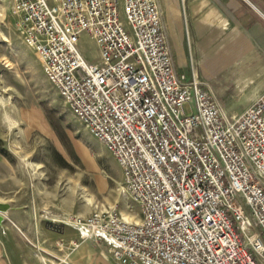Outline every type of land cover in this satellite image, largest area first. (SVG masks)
<instances>
[{
    "label": "built area",
    "instance_id": "obj_1",
    "mask_svg": "<svg viewBox=\"0 0 264 264\" xmlns=\"http://www.w3.org/2000/svg\"><path fill=\"white\" fill-rule=\"evenodd\" d=\"M13 11L141 205L139 223L106 212L79 228L118 264H264V93L228 116L210 85L176 70L158 0H14Z\"/></svg>",
    "mask_w": 264,
    "mask_h": 264
},
{
    "label": "rangeland",
    "instance_id": "obj_2",
    "mask_svg": "<svg viewBox=\"0 0 264 264\" xmlns=\"http://www.w3.org/2000/svg\"><path fill=\"white\" fill-rule=\"evenodd\" d=\"M13 3L0 0V204L6 205L0 208V264H77L72 255L82 242L71 241L70 256H48L47 243L34 242V216L47 229L64 225L77 233V223L99 210L140 221L141 205L115 156L48 81L41 59L23 40ZM79 46L89 62L99 60L89 36ZM216 100L235 106L230 117L244 112L239 97Z\"/></svg>",
    "mask_w": 264,
    "mask_h": 264
},
{
    "label": "crops",
    "instance_id": "obj_3",
    "mask_svg": "<svg viewBox=\"0 0 264 264\" xmlns=\"http://www.w3.org/2000/svg\"><path fill=\"white\" fill-rule=\"evenodd\" d=\"M158 3L176 70L206 82L215 98L239 97L244 112L257 102L264 93V0ZM234 107L222 108L229 114ZM77 231L71 233L64 225L47 229L41 216H34V242L47 243L48 256H70L71 241L80 240L72 255L77 264H118L105 240ZM62 241V248H54Z\"/></svg>",
    "mask_w": 264,
    "mask_h": 264
},
{
    "label": "bare ground",
    "instance_id": "obj_4",
    "mask_svg": "<svg viewBox=\"0 0 264 264\" xmlns=\"http://www.w3.org/2000/svg\"><path fill=\"white\" fill-rule=\"evenodd\" d=\"M94 213H104L102 210H99V211H96V212H94ZM127 222H131V223H136V222H140V221H138L137 219H130L129 217H126V216H124L123 217ZM135 220V222H132V221H134ZM42 259V258H41ZM43 260V259H42Z\"/></svg>",
    "mask_w": 264,
    "mask_h": 264
},
{
    "label": "water",
    "instance_id": "obj_5",
    "mask_svg": "<svg viewBox=\"0 0 264 264\" xmlns=\"http://www.w3.org/2000/svg\"><path fill=\"white\" fill-rule=\"evenodd\" d=\"M0 208H6V205L0 204Z\"/></svg>",
    "mask_w": 264,
    "mask_h": 264
}]
</instances>
